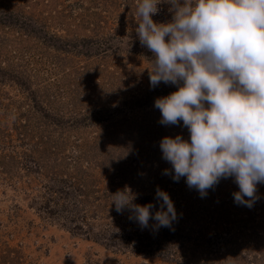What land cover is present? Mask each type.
<instances>
[{
  "label": "rangeland",
  "instance_id": "374dc122",
  "mask_svg": "<svg viewBox=\"0 0 264 264\" xmlns=\"http://www.w3.org/2000/svg\"><path fill=\"white\" fill-rule=\"evenodd\" d=\"M137 0H0V264H264V184L249 208L233 178L206 197L163 172L152 53ZM156 22L172 19L159 6ZM174 202L171 228L118 213L113 194Z\"/></svg>",
  "mask_w": 264,
  "mask_h": 264
},
{
  "label": "clouds",
  "instance_id": "9594fccd",
  "mask_svg": "<svg viewBox=\"0 0 264 264\" xmlns=\"http://www.w3.org/2000/svg\"><path fill=\"white\" fill-rule=\"evenodd\" d=\"M172 19H153L160 5ZM141 47L152 53L150 86L178 87L158 97L159 123L186 128L183 135L160 141L164 170L175 182L183 177L201 198L222 179L233 178L238 205L251 208L264 184V0H137L133 14ZM129 188L113 194L118 213L142 228L150 219L171 228L177 212L169 193L159 186L154 203H134Z\"/></svg>",
  "mask_w": 264,
  "mask_h": 264
}]
</instances>
